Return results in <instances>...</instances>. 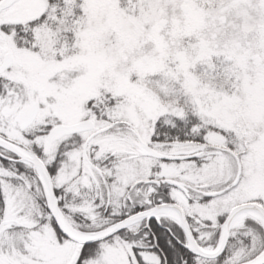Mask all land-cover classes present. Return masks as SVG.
I'll return each instance as SVG.
<instances>
[{"label": "snow or ice", "instance_id": "6c2138e0", "mask_svg": "<svg viewBox=\"0 0 264 264\" xmlns=\"http://www.w3.org/2000/svg\"><path fill=\"white\" fill-rule=\"evenodd\" d=\"M0 264H264V0H0Z\"/></svg>", "mask_w": 264, "mask_h": 264}]
</instances>
